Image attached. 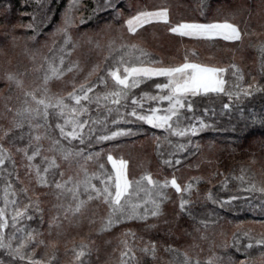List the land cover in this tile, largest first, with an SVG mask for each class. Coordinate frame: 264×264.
I'll return each mask as SVG.
<instances>
[{"label":"snow or ice","instance_id":"snow-or-ice-1","mask_svg":"<svg viewBox=\"0 0 264 264\" xmlns=\"http://www.w3.org/2000/svg\"><path fill=\"white\" fill-rule=\"evenodd\" d=\"M38 3L43 18L37 22V16L31 14L32 22L23 26L26 34L5 33L13 48L23 42V54L31 60L34 75L26 82L28 72L4 73V80L21 95L17 96V107L10 105L11 95L3 97L4 111L0 112V119L8 121V126L0 124V264H58L59 238L64 235L65 221L79 226L87 220L90 227L97 225V235L129 222L141 223L145 230L155 229L157 224L149 221L165 216V205L171 201L170 188L179 196V213L192 221L200 240H208L205 233L209 221L201 218L192 200L194 192L199 194L201 177H192L182 185L175 174L163 180L154 179L150 172L132 176L130 161L115 156L112 148L104 145L143 135L147 126L164 134L153 137L156 154L163 165L174 168L182 163L185 154H194L190 149L199 150V144H193L194 137L207 130H220L216 109L203 106L201 111L200 101L205 98L219 100V114L229 115L230 120L233 110L239 112L237 122L224 129L234 133L236 140L247 138L257 126L264 128V41L255 46L259 78L251 76L246 82L243 69L235 63L219 66L201 62L193 59L198 53L185 50L182 62L165 64L135 42L141 30L156 24L167 26L169 33L181 38L206 42L223 39L243 43L244 36L255 34L227 18L172 24L167 5L137 7L132 12L131 3L121 6L123 0H91V8L84 0H68L60 23L50 33L51 43L46 39L41 44V27L54 14L55 0ZM198 9L202 16L221 12V7L213 8L212 0H200ZM102 13H109L111 19H104ZM231 15L234 19L235 13ZM93 20L101 32L112 31L113 24L121 20L122 24L118 35L105 45L91 37L87 39L89 45L106 51V55L85 73L80 61L71 59L80 46L72 30ZM27 30L32 34L28 35ZM81 75L83 79L78 80ZM68 76L71 79H66ZM57 83L63 87L54 91ZM257 98L261 111L257 113L253 108L245 115L244 102ZM164 144L168 151H162ZM16 155L21 157L19 165ZM21 168L24 178L20 176ZM246 172L241 167V174L231 178L239 181V192L259 193L258 205L249 196L231 195L218 200L211 190L206 199L225 210H231L232 202L242 199L245 206L253 211L258 207L264 216V180L258 182ZM228 179L225 177L222 188L228 187ZM37 188L48 191L40 193ZM41 195L52 196L55 201L49 209L54 214L47 221L48 239L42 230L45 221ZM33 221H38L37 227L32 226ZM256 222L264 224V220ZM201 228L205 231L201 232ZM237 228L231 243L219 245L223 254L212 251L215 242L211 241V255L203 262L198 253L190 254L171 244L164 246L158 240L145 241L139 251L156 261L160 244L171 257L164 264H264V233L253 235L251 229L242 230L241 225ZM128 237L136 239L131 228L121 233L119 264H141ZM242 239L246 242L241 243ZM199 247L196 243L189 246L192 250ZM71 251L75 264H88V243L82 241Z\"/></svg>","mask_w":264,"mask_h":264},{"label":"trees","instance_id":"trees-1","mask_svg":"<svg viewBox=\"0 0 264 264\" xmlns=\"http://www.w3.org/2000/svg\"><path fill=\"white\" fill-rule=\"evenodd\" d=\"M151 2H167L172 4L178 22H209L213 19L224 20L227 18L239 24L242 29H246L249 33H255L253 35L244 36L243 43H239L223 41L206 42L181 38L176 35H171L170 33L166 34L161 28L146 30V40L152 47L157 49V51L166 52L168 53L167 55L178 53L179 57L181 52L179 51V46L181 44L193 45L194 47H201V45H203L210 53L220 54L223 60H232L230 58L233 57L234 53L243 56V54L247 52L251 61L247 63L246 69L243 70L248 73L246 79L247 81L251 80V76H257L259 78V53L255 46L261 41H264V38L262 39V37H264V20L256 19L257 15L262 13V11L258 10L260 5L258 7L254 6V2L262 3V0H212L213 8L221 7V12H206L204 16L200 14L198 9L200 0H148V3ZM67 3L68 0H55V3L52 5L54 14H50V19L45 21V24L41 27V44H43L46 39L49 44L51 43L50 33H52L60 23V16ZM84 3L87 4L89 8L92 7L91 0H84ZM237 3H240L243 8H238L236 12L232 11L231 7H235ZM232 13H235L234 19L231 15ZM31 14L37 16V22L43 18L41 4L38 3V0H0V112L4 111L3 97L11 95L12 100L9 101V103L11 106L17 107L18 102L13 101V99L14 96L17 97L21 95L17 89L11 87L4 80L5 71L32 73L31 69L33 68L31 60L23 54V42L21 41L17 47L13 48L9 42L10 36H6L5 33L11 34L14 31L16 35L26 34V29L23 26L32 22ZM101 15L104 19H111L109 13H102ZM88 26L93 30L95 27V20L91 21ZM114 26L115 28L113 27L112 31H114L117 36V29L120 28V24L116 23ZM80 30L79 28L72 30L73 37L76 35V38L80 39L83 35ZM27 34L31 35L32 33L30 30H27ZM256 34H260L262 37H256ZM89 37L94 41L101 40V34L88 36V38ZM225 48L229 49L226 50ZM97 50L98 49L87 43L82 50V60L90 65L101 61L106 55V51L99 52ZM187 50L190 51L191 48ZM44 51L47 52V49ZM195 52L198 53L197 50ZM159 58H161V55H159ZM261 82L264 83V80ZM223 101L227 102V98H223ZM200 104L201 111L203 106L214 107L216 109L217 116L215 120L220 130H207L199 136L194 137L193 144L198 143L199 150L196 151L194 148L190 149V152L194 154H185V157H181L182 163L174 168L163 165L160 157L156 154V142L153 137L155 135L162 137L164 134L158 130L148 128L147 126H144L143 131L145 134L143 135L120 138L115 142L104 145V147L112 148V150H121L120 153L124 154L130 161L129 168L132 176L138 177L143 172H150L154 179L163 180L165 177L170 178V176L175 174L178 178V182L182 185L188 182L192 177H201L203 182L198 185L199 194L197 195L194 192L192 200L195 202L196 211L201 214V218H206L209 221V227L205 233L209 239L200 240V233L194 231L192 221L179 213V207L175 203H171V201H176V196H178V194L170 188L168 191L171 201L165 205V208H168L166 209L165 216L161 217L159 220L149 221V223L157 224L155 229L145 230L143 224L129 222L117 226L110 232L97 235V227L95 225L90 227L87 225L88 223H86L80 232H75L73 230L68 232L66 227H64L65 225H63L62 231L64 235L59 238L58 256H65L68 254L71 259H74L71 250L74 246L81 243V239H85V242H93L94 249L97 251L96 255L91 250V255L87 257L88 264H106L109 262V259L115 255L114 251L122 246L120 244L121 233L131 228L136 232V239L133 241L131 237H128L130 244H144V242L149 239L158 240L164 246L171 244L181 250L190 249V251H188L191 254L194 252L198 253L199 256L201 255L203 257L201 261L203 262L211 255L209 251V244L211 241L215 242V247L212 248V251L223 254L219 245L225 241L231 243L232 234L238 231L237 225H241L242 230H246L243 225H250L264 219V216L260 215L258 207L256 211H253L245 206V202L242 199L233 201L231 210L221 209L218 204H214L212 201L206 199L207 192L211 190L214 197L218 200L228 199L231 195H241L249 196L254 205L259 204V193L248 194L239 192V181L231 177L233 175L239 176L241 174L240 169L243 167L247 170V176L254 178L258 182L259 179H264V128L257 126L253 133L247 138L236 140L234 133L225 131L224 129L230 128L231 124L237 122L239 119V112L233 110L230 120L229 115L221 116L219 114L221 106L219 100H209L205 98L200 101ZM243 107L245 108V115H247L249 109L254 108L257 113L261 111V103L258 98L253 101H245ZM0 124L8 126V121L0 119ZM172 139L175 142L176 138L173 137ZM117 144L119 145L118 148L114 146ZM96 150H99V146H97ZM162 151H168V146L166 144L163 145ZM20 159L21 157L16 155L17 164ZM253 160H255V163L252 162ZM209 161H211V163H209ZM108 167L110 168L109 165ZM188 173L189 176H186L185 174ZM213 173H223V175L213 176ZM20 176L22 178L21 170ZM225 177H229L228 187L226 189L221 187V183L225 180ZM209 179L211 182H209ZM17 187H19V185H17ZM44 190L48 191L47 189ZM45 198L48 199L50 203L48 210L43 207L44 213L48 212V214L44 216L45 223L42 229L47 236V221L49 217L54 214L50 212L49 209L55 201L52 196H45ZM164 220H168L169 223L165 224ZM213 221L216 222L213 223ZM31 224L33 227H37L38 221H33ZM169 229H171L170 234ZM204 231L205 230L201 228V232ZM186 232L191 233V235H186ZM75 235H79V237L74 238ZM141 237H143V240L140 239ZM244 242L246 241L242 239L241 243ZM193 243L198 244L200 247L192 250L189 246ZM158 249L160 253H162L158 255L160 260L158 259L156 262H153L149 260L147 256L143 255L141 264H164V262L171 258L168 253L164 252L160 244H158ZM201 249H203V251H201ZM41 251L43 250L41 249ZM229 251L232 250L229 249ZM72 263H75V261Z\"/></svg>","mask_w":264,"mask_h":264},{"label":"rangeland","instance_id":"rangeland-1","mask_svg":"<svg viewBox=\"0 0 264 264\" xmlns=\"http://www.w3.org/2000/svg\"><path fill=\"white\" fill-rule=\"evenodd\" d=\"M128 3H131V5H132V9H131L132 12H134L137 7H145V6H147L148 8L151 9V8H154L155 6H158V5H167V6L170 7V22L172 24L179 23L178 20L176 19V14H174L173 6L170 3H167V2H159V3H152L151 2V3H148V0H123V3L121 4V6L123 7L125 4H128ZM254 6L255 7H258L259 6L258 7V10H261L262 11V13H260L259 15H257L256 19L257 20H264V3L254 2ZM238 8H241L242 9L243 6H241L240 3H237V5L235 7H231V10L236 12V11H238ZM226 9H227V7H226ZM128 14H129V12L126 10L125 11V16H127ZM60 20H61V18H60ZM213 20H211V21H213ZM220 21H222V20H220ZM181 22H184V21H181ZM116 23H119L120 26H121L122 20L120 22H116ZM116 23L113 24V27L114 28H115L114 25ZM88 24H90V22L79 26V29H81L80 31H81V33H83V35L81 36L80 39L79 38H76V35H75L74 39H76V40L79 41L80 46L76 49V51L72 54V57H71L72 60H79L80 61L81 66L85 70V73L87 72V70L89 69V67L92 66V65L88 64L86 61L82 60V50L87 45V38H88V36H96V35H100L101 34V40H100L101 45H105L110 38L116 36V34L114 33V31L101 32L96 27H94V29H93L94 31H93L90 28V26H88ZM157 28L163 29L166 32V34L169 33L168 30H167V26H165L163 24H156L154 26H146V30H154V29H157ZM74 29H76V28H73V30ZM146 30H141V32L139 33V35L137 37H135V42L141 44V46L146 47L149 50V52H151L152 54H154L155 57H158L159 58V55H161V58L160 59H162L165 64L180 63V62H182L183 61V58H184L185 50H187L189 48H191L190 51H192V50L196 51L197 50V52H198V56L195 57V58H193V59H198L201 62L210 63V64H214V65L227 66L228 64H230L232 62V63L238 64V66L241 67L244 70V69H246L245 67H246L247 63L251 61V58L249 57V55L247 54V52L245 54H243V56H241L240 54L238 55L237 53H234L233 54V57L230 58L232 60H223V57H221L220 54L210 53L209 51H207L204 48L203 45H201V47L200 46L199 47L198 46L197 47L196 46L194 47L193 45L181 44L179 46V51H181L180 54H179V57H178V53H176L177 55L176 54L167 55L168 53H166V52L164 53L163 51L162 52L161 51H157V49H155L154 47H152L148 43V41L145 38V32H146ZM73 33H74V31H73ZM171 35H174V34H171ZM256 37H262V35L256 34ZM125 38H127L126 31H125ZM184 38H187V37H184ZM263 38L264 37H262V39ZM188 39H190V38H188ZM215 41L232 42V41H225L223 39H217ZM225 49L228 50L229 48H225ZM97 51L101 52V51H104V50L98 49ZM175 58H177V59H175ZM244 74H245V81L246 82H249L250 80L247 81V79H246V77L248 76V73L244 72ZM33 75H34L33 73H28V76L25 77L26 82L27 81H30L33 78ZM66 79H71V76H68ZM81 79H83V76L82 75L78 77V80H81ZM230 83H231V79H230ZM62 87H63L62 84L57 83V84L53 85V90L54 91H59ZM65 90L66 91L67 90H70V88L65 89ZM13 101L18 102V106H19V101L17 100V97L16 96H14ZM120 151H121L120 149L113 150V154L115 156H123L124 158H126L124 154L120 153ZM19 163H20V160H18V164ZM20 170L22 171V178H24V170L22 168ZM130 173H131V171H130ZM185 175L186 176H189V173L188 174H185ZM171 177L172 176H170L169 179H171ZM262 180H264V179L263 178L262 179H259V181H262ZM36 191L37 192H40V193L45 192L44 189H40V188H37ZM40 199L43 201L41 207L42 208L45 207V209L47 208V210H48V207H49V204H50L49 201H48V199H46L45 196H43V195H41ZM171 203H175L178 206V196H176V201H171ZM166 209H168V208H165V213H166ZM103 213H104V209L101 208V214H103ZM46 214H48V212L44 213V216ZM86 223H88L87 220H85L81 225L75 226V225L69 224L67 221H65L63 225H65L64 227H66V230L68 232L69 231H72V230L75 231V232H80L84 228V226L86 225ZM87 225H89V224H87ZM95 226L97 227V225H95ZM243 226H245V229L246 230L251 229L253 235L260 234V233H264V224H261V223H257L256 222V223H253V224H250V225L249 224L248 225L245 224ZM77 237H79V235L78 236L75 235L74 238H77ZM80 237H81V235H80ZM46 238L48 239L47 236H46ZM81 240L83 242H85V239H81ZM82 241H80V242H82ZM85 243H88L89 246H90V248H91V250L97 255V251L94 249L93 242L86 241ZM132 246L135 249V255H136V257L140 260V262H142L143 261V255L144 254L141 251H139V249L141 247H143L144 244H132ZM122 250H123V247L122 246H120L119 248H117L114 251L115 252L114 253L115 255H113V257H111L109 259V262H107L106 264H119L118 262L120 261V252ZM188 250L190 251V249H188ZM161 254L162 253H160V251L158 250V253H157V257L158 258H157V260L158 259L160 260V257L158 255H161ZM199 258L200 259H203V257L201 255L199 256ZM148 259L151 260L150 257H148ZM73 261H75V260L73 258L71 259L70 256H68V254H66L65 256H63V255L62 256H58V264H75V263H72ZM153 262H156V261H153Z\"/></svg>","mask_w":264,"mask_h":264}]
</instances>
